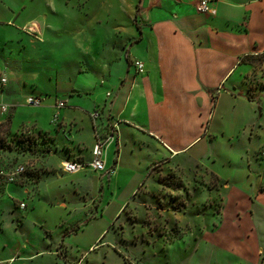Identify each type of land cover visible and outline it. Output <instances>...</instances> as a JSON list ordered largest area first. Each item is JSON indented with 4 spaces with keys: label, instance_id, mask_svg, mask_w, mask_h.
I'll use <instances>...</instances> for the list:
<instances>
[{
    "label": "crops",
    "instance_id": "1",
    "mask_svg": "<svg viewBox=\"0 0 264 264\" xmlns=\"http://www.w3.org/2000/svg\"><path fill=\"white\" fill-rule=\"evenodd\" d=\"M37 1L30 0L33 8ZM61 1L46 0L48 13L61 17L55 24L45 15L49 42L52 36L53 42L78 50L85 43L110 44L96 47L93 56L99 64L92 82L79 77L84 72L80 65L75 79L67 81L40 72L13 79L0 70L9 80L0 102L14 98L13 116L27 85L42 84L48 91L49 123L36 120L31 131L50 145L47 156L59 159L52 174H46L55 181L70 177L75 187L94 194L96 213L104 215L115 205L119 214L167 155L189 154L201 165L206 161L208 172L227 190L223 207L231 205L225 212L231 208L251 215L254 248L264 264V0H211L210 13L197 10L199 0H110L75 21L69 3ZM25 2L0 0V21L19 19ZM35 27L41 34V26ZM135 60L144 63L143 72ZM58 100L66 105L55 119ZM96 109L101 115L94 122ZM118 120L116 137L106 149L105 171H62L64 160L92 161L98 135L105 136ZM10 188L6 185L0 193H10ZM62 226L55 223V229ZM43 228L51 237V227ZM59 248L47 239L20 242L0 253V264H59L53 259Z\"/></svg>",
    "mask_w": 264,
    "mask_h": 264
},
{
    "label": "rangeland",
    "instance_id": "2",
    "mask_svg": "<svg viewBox=\"0 0 264 264\" xmlns=\"http://www.w3.org/2000/svg\"><path fill=\"white\" fill-rule=\"evenodd\" d=\"M109 1L61 2L69 3L70 19L75 21ZM37 2L33 8L30 0H26L19 19H12L11 23L0 21V70L13 79L17 76L28 79L30 73L40 72L42 76L48 74L67 81L69 77L75 79L80 65L84 72L79 77L92 82L93 68L99 64L93 56L96 47L105 49L110 44L85 43V49L78 50L73 44L53 42L52 36L49 42L45 15L55 24L61 17L48 13L46 0ZM35 23L41 26V34ZM37 88L27 85L16 100L15 116L12 106L0 123V167L17 164L26 167L25 177L18 179L24 186L11 183L10 193H0V253H8L20 242L47 239L53 247H60L53 256L59 264L260 263L254 248L251 215L235 214L231 208L225 212V206L231 205L230 201L223 207L227 190L208 172L206 161L201 165L189 154L167 155L156 163L119 214H115V205L104 215L101 211L96 213L95 206L92 207L94 194L75 187L70 177L53 180L48 174H52L51 169L58 165L59 159L47 156L50 145L31 132L36 120L43 125L49 123L48 91L42 84ZM28 94L46 101L40 106L29 105L25 102ZM13 100L7 97L5 102L12 104ZM29 136L37 141L31 152L28 144L18 143ZM47 171L50 173L46 174ZM90 174L98 176L94 171ZM21 202L26 207L22 208ZM107 203L108 198L103 205ZM90 214L100 215L98 219L87 220ZM84 220L86 223L82 222V228L76 231L77 224ZM55 223L63 226L55 229ZM44 225L51 227V237L46 235Z\"/></svg>",
    "mask_w": 264,
    "mask_h": 264
},
{
    "label": "built area",
    "instance_id": "3",
    "mask_svg": "<svg viewBox=\"0 0 264 264\" xmlns=\"http://www.w3.org/2000/svg\"><path fill=\"white\" fill-rule=\"evenodd\" d=\"M197 10L202 13H210L212 11L211 0H199L197 4ZM134 64L139 72L145 70V65L140 60H135ZM9 83L8 77L4 74H0V91L3 90ZM25 102L29 105L40 106L44 102V98L32 96H27ZM64 100H58L56 102V107L58 112L55 114V119H58L59 110L65 107ZM12 105L7 102H0V114L4 115L9 112ZM101 113L98 109L91 113L94 122L99 119ZM120 120L113 122L109 127V130L105 136L98 135L97 145L94 152V158L92 161L83 162L78 160L67 159L62 161L61 169L66 174H76L81 172L86 168H91L96 171H105V154L108 145L115 139L116 133L118 131ZM264 155V152H263ZM26 173V167L23 164H17L13 167H0V188L4 186L15 183L18 179ZM20 206L22 208L26 207L24 202H21Z\"/></svg>",
    "mask_w": 264,
    "mask_h": 264
},
{
    "label": "trees",
    "instance_id": "4",
    "mask_svg": "<svg viewBox=\"0 0 264 264\" xmlns=\"http://www.w3.org/2000/svg\"><path fill=\"white\" fill-rule=\"evenodd\" d=\"M21 135H22V137H24L23 134H21ZM32 140H34V139H32ZM32 140H31V136H29L28 139L25 140L26 142L19 139L18 143H23V145L28 144V150H29V152H31L33 150V148L31 149L32 145H34V146L37 145L36 144L37 141L35 142V141H32ZM41 140H43V138H41ZM49 149H50V146H47V149H46L47 152L49 151Z\"/></svg>",
    "mask_w": 264,
    "mask_h": 264
}]
</instances>
